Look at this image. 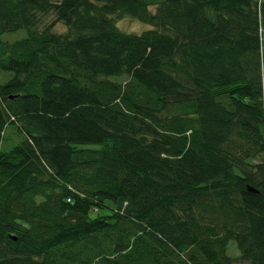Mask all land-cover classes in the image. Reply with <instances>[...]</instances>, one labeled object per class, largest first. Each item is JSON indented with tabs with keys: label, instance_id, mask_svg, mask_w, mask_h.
Segmentation results:
<instances>
[{
	"label": "trees",
	"instance_id": "obj_1",
	"mask_svg": "<svg viewBox=\"0 0 264 264\" xmlns=\"http://www.w3.org/2000/svg\"><path fill=\"white\" fill-rule=\"evenodd\" d=\"M0 264H264V0H0Z\"/></svg>",
	"mask_w": 264,
	"mask_h": 264
},
{
	"label": "rangeland",
	"instance_id": "obj_2",
	"mask_svg": "<svg viewBox=\"0 0 264 264\" xmlns=\"http://www.w3.org/2000/svg\"><path fill=\"white\" fill-rule=\"evenodd\" d=\"M116 25L125 32H132V33H141L144 30L151 28L152 26L148 23H144L142 21L133 19V18H116ZM65 26L63 24H58L56 26V30H64ZM26 35L25 30L20 29L13 32H7L2 35L3 41H13L16 39H20ZM11 130V127L8 128ZM228 254L231 256H236L238 254V250L236 248L235 242L230 240L227 245Z\"/></svg>",
	"mask_w": 264,
	"mask_h": 264
},
{
	"label": "water",
	"instance_id": "obj_3",
	"mask_svg": "<svg viewBox=\"0 0 264 264\" xmlns=\"http://www.w3.org/2000/svg\"><path fill=\"white\" fill-rule=\"evenodd\" d=\"M15 239V237H13Z\"/></svg>",
	"mask_w": 264,
	"mask_h": 264
}]
</instances>
